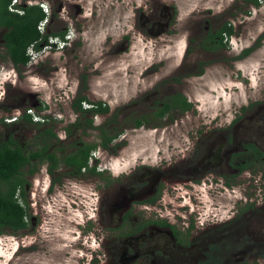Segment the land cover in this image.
I'll list each match as a JSON object with an SVG mask.
<instances>
[{"label":"flooded vegetation","instance_id":"flooded-vegetation-1","mask_svg":"<svg viewBox=\"0 0 264 264\" xmlns=\"http://www.w3.org/2000/svg\"><path fill=\"white\" fill-rule=\"evenodd\" d=\"M28 1L33 0L9 9L23 12ZM50 10L48 24L57 17L53 7ZM138 19L143 32L165 36L175 9L165 5L159 16L142 11ZM47 26L45 46L63 49L75 42L67 30L62 38ZM222 26L215 27L210 19L204 29L194 23L185 58L193 40L200 42L202 52L225 50L227 37L226 45H220L218 34ZM6 31L0 28V48L8 60ZM206 40L213 49L204 48ZM27 65L12 63L13 72L21 73ZM181 72L199 70L195 66ZM169 82L167 101L176 102L182 95L192 102L184 82ZM86 86L82 81L66 104L63 133L56 122L57 108L43 112L48 105L37 92L3 88L0 132L8 133L5 141L12 133L28 158L18 174V227L2 228L16 232L19 259L31 258L32 264H262L264 196L257 190L247 193V183L257 186L264 176V133L255 124L259 119L246 121L242 112L224 124L194 127L190 110L174 108L154 118L171 122L173 111L176 119L181 117V133H121L115 126L117 114L103 119L100 103H107L92 97ZM152 112L154 116L156 109ZM25 113L33 124L23 123ZM260 117L264 119V112ZM131 118L130 125L136 127L135 120H147V115L140 112ZM21 125L30 129L20 133L26 129ZM47 127L53 133L45 131ZM141 134L150 138L145 147L126 148Z\"/></svg>","mask_w":264,"mask_h":264},{"label":"rangeland","instance_id":"rangeland-1","mask_svg":"<svg viewBox=\"0 0 264 264\" xmlns=\"http://www.w3.org/2000/svg\"><path fill=\"white\" fill-rule=\"evenodd\" d=\"M33 2H44L49 10L53 7L57 13L47 28L55 32L67 30L76 40L63 49H47L43 45L45 51L34 57L38 64L32 66L36 60L29 63L21 68V73L19 70L13 72L12 63L3 59L6 54L1 47L0 100L5 86L37 92L40 101L48 105L43 112L57 108L60 117L56 122L59 133H63L66 104L81 82L87 81L85 88L89 94L92 91V97L103 99L109 105L110 111L103 119L117 114L115 126L121 133L145 134L171 129L181 133L178 125L181 117L176 119L173 111L171 122L152 115V109H156L153 104L157 99L168 98L167 85L176 79L184 82L188 89L192 108L187 114L194 127L202 122L224 124L243 112L246 121L250 117L259 119L255 124L261 125L264 133V119L260 117L264 112V0H260L259 6L252 0ZM165 5L175 9V20L167 35L143 32L139 14L144 11L147 15L159 16ZM208 19L215 22L217 28L225 22L233 24L235 32L229 36L227 47L213 53L202 52L200 42L193 40L185 58L191 26L199 23L204 29ZM247 48L254 50L244 58H237ZM195 66L199 73L181 72ZM135 101L141 105H133ZM140 112L146 113L147 120L144 126L136 128L130 125L131 117ZM3 114L4 111H0V116ZM21 126L26 129L20 133L30 129L27 125ZM4 132H0V141L7 138L8 133ZM145 139L150 138L135 135L126 148H143L148 144ZM256 190L264 196V176L257 186L247 183V193ZM16 243V232H0V264H32L31 258L19 259Z\"/></svg>","mask_w":264,"mask_h":264},{"label":"trees","instance_id":"trees-1","mask_svg":"<svg viewBox=\"0 0 264 264\" xmlns=\"http://www.w3.org/2000/svg\"><path fill=\"white\" fill-rule=\"evenodd\" d=\"M26 0H24L25 2ZM13 0H0V28L5 27L7 31L4 33L7 57L10 62L16 66L27 65L31 61L28 54L29 47L37 51L41 50L44 44H49L50 33H42L39 30V24L46 18V13L40 4H25L21 8L22 13L10 11V5ZM256 5H260V0H252ZM234 26L231 22H225L218 31L220 35V45H226L224 40L226 37L234 34ZM62 38L65 31L52 33ZM203 43L204 48L213 49L214 47ZM254 48H247L237 58L248 56ZM182 96V95H181ZM179 96L175 101H163V105L156 106L154 117H163L174 108H180L182 112L190 110L192 103L187 101L184 96ZM79 105V103H78ZM101 112L107 114L110 111L109 105L100 103ZM23 123L33 124V118L30 114L25 113L22 117ZM146 124V120L137 118L135 126L141 127ZM40 128V126H38ZM45 131L53 133L52 128H46ZM106 133V131L104 132ZM28 160L27 155L23 152L17 140L10 133L9 140L0 143V232L5 226H9L16 230L21 215V207L17 200V190L22 184L18 174L21 168Z\"/></svg>","mask_w":264,"mask_h":264},{"label":"built area","instance_id":"built-area-1","mask_svg":"<svg viewBox=\"0 0 264 264\" xmlns=\"http://www.w3.org/2000/svg\"><path fill=\"white\" fill-rule=\"evenodd\" d=\"M19 3H22V0H13V2L11 3L14 7H16V5H18ZM29 4H40L41 7L43 8L44 12L46 13L47 17L43 20V23H46L49 19V16H50V10L48 8V5L44 2H39V3H34L33 1H28ZM20 13H22V11H19ZM41 29H44V26H41ZM52 46L51 45H46L45 48H51ZM36 57V56H34ZM33 57V59H34ZM36 60V59H34ZM31 113H33V111H29ZM36 119V118H35Z\"/></svg>","mask_w":264,"mask_h":264},{"label":"clouds","instance_id":"clouds-1","mask_svg":"<svg viewBox=\"0 0 264 264\" xmlns=\"http://www.w3.org/2000/svg\"><path fill=\"white\" fill-rule=\"evenodd\" d=\"M46 17H47V15H46ZM50 17V16H49ZM49 20L50 19H48V21L46 22V23H43V21H41L40 22V24H39V30L44 34V33H46V26L48 25V23H49ZM41 26H44V29H41ZM228 38H229V36L227 37V40H226V42H228ZM50 39H53V38H50ZM56 41H57V39H56ZM28 54L31 56V60L33 59V57L34 56H36V55H38V53L36 52V50L33 48V46H31V47H29V49H28Z\"/></svg>","mask_w":264,"mask_h":264}]
</instances>
